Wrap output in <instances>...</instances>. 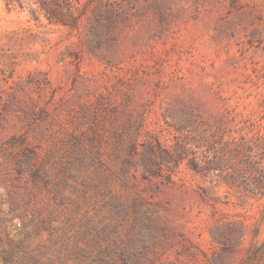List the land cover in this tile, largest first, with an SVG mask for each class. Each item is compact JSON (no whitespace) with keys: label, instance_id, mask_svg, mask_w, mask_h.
<instances>
[{"label":"rangeland","instance_id":"374dc122","mask_svg":"<svg viewBox=\"0 0 264 264\" xmlns=\"http://www.w3.org/2000/svg\"><path fill=\"white\" fill-rule=\"evenodd\" d=\"M264 264V0H0V264Z\"/></svg>","mask_w":264,"mask_h":264},{"label":"trees","instance_id":"16d2710c","mask_svg":"<svg viewBox=\"0 0 264 264\" xmlns=\"http://www.w3.org/2000/svg\"><path fill=\"white\" fill-rule=\"evenodd\" d=\"M36 264H41V263H36ZM49 264H56V263H54L53 261H51Z\"/></svg>","mask_w":264,"mask_h":264}]
</instances>
